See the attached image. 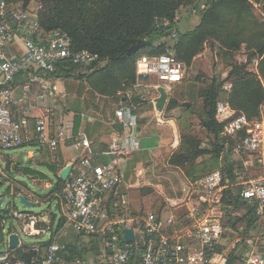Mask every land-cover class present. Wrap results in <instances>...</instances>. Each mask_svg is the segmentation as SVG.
I'll list each match as a JSON object with an SVG mask.
<instances>
[{"label": "trees", "instance_id": "obj_1", "mask_svg": "<svg viewBox=\"0 0 264 264\" xmlns=\"http://www.w3.org/2000/svg\"><path fill=\"white\" fill-rule=\"evenodd\" d=\"M4 1L8 6L21 4L24 8H29L32 1L40 3L36 18L41 32L34 35L33 39L36 42L45 44L51 32L59 31L67 36L71 51L86 50L98 55L99 59L90 64L78 65L70 60H64L56 64L55 71L44 73L69 79L71 81V85H68L69 90L83 98V112L98 119L114 122L112 126L117 131L122 128L114 119L117 107L132 103L139 113L147 103V100L145 101L134 89L135 61L140 55L170 54L175 61L189 67L193 58L203 51L207 43L212 46L219 45V56L233 55L240 50L241 44L245 41L242 40L243 36L251 38L249 41L252 46L249 47L256 51L249 56H262L257 66V75L247 71L246 64L235 62L228 65L225 77L214 76L203 87H197L196 81H200V76L193 81H185L183 89L178 94L181 99L176 96L177 94L169 96L165 108L167 112L177 109L181 114L182 111L193 108L192 104L200 101L199 106L193 110L197 113L201 127L212 135L213 148H202L198 137L182 134L178 147L170 155L168 163L172 167L182 169L192 182L215 170L222 173L225 185L220 206L224 214L223 226L225 230H233L242 237L226 252L225 264L242 263L245 258L240 251L244 250L243 239L258 234L264 221V212L262 214L258 212V203L255 200L249 201L240 196L243 185L237 183L238 177L244 181L252 178L246 177L248 169L240 170L243 168L242 160L232 155L235 140L224 136L226 118L216 115V104L218 101H226L236 112L244 113L252 119L259 115V108L264 101V25L258 23L252 15L251 0ZM182 9L195 12L199 16V21L191 29L184 31L178 29L180 21L175 19L178 11ZM164 20L169 23L164 25ZM167 38L173 40V43L168 44ZM140 39L149 43L136 53L127 55L128 48ZM226 81L231 84L228 92L222 89ZM129 91L130 98L126 96ZM184 100L190 102L189 108L183 104ZM80 113L81 111H78L74 116L73 132L82 129L91 141L92 135L89 131L94 129V124L87 122L84 128H81ZM95 125L99 126V123L95 122ZM146 143L147 141L141 142L143 150ZM105 149L104 145H100L98 150L91 152L94 162L109 161V158L103 155ZM252 165L259 164L253 162ZM49 169L57 180L52 191L55 189L57 191L61 187L63 189L66 181L57 176V169L54 166L49 165ZM28 171L30 172L27 169L25 173H29ZM202 171L206 173L201 174ZM38 175L46 178L42 173ZM143 191L150 190L145 188ZM51 218L53 219L54 215H51ZM64 221L65 218L62 217L56 228H60ZM242 226L244 229L240 232ZM50 241L42 244L47 245ZM86 244L84 248L77 247L74 243L68 244L70 248L66 260L71 261L76 256L85 258L90 250L99 252L100 248L94 242L89 241ZM28 248L23 245L11 249L10 252L17 258H30L33 252ZM223 249L224 246L218 244L215 251L221 253ZM262 250L264 248L259 247L257 251Z\"/></svg>", "mask_w": 264, "mask_h": 264}, {"label": "built area", "instance_id": "obj_2", "mask_svg": "<svg viewBox=\"0 0 264 264\" xmlns=\"http://www.w3.org/2000/svg\"><path fill=\"white\" fill-rule=\"evenodd\" d=\"M168 23L163 21L164 25ZM40 32L36 13L30 8L21 4L8 6L0 0V151L19 148L34 139L51 153L57 151L60 142L67 140L74 152H87L78 155L72 164L60 198L67 224L104 251L98 264H221L215 251L224 233V214L220 206L225 185L219 170L180 189L183 194L175 197L172 204L185 202L190 207L188 215L184 213L186 225L174 235L162 232L165 223L175 226L173 217L164 221L157 213L149 212L139 218H115L108 210L110 195L122 180L119 162L141 149L138 132L140 114L132 103L120 105L114 111V119L122 128L107 143L103 155L111 159L106 163L94 162L89 138L82 129L73 132L71 118L62 119L54 127L46 117L32 122L27 107L23 108V116H14L12 107L16 102L13 85L19 75L31 69L53 72L56 64L64 60L87 65L99 59L98 55L86 50L71 51L67 36L59 31L51 32L45 44L36 42L33 37ZM16 34L22 37L24 47V53L17 56L7 51ZM135 65L134 89L140 85L141 79H155L158 82L156 88L178 82L183 75L181 63L170 54L142 55ZM230 88L229 82L223 83L224 91L228 92ZM22 89L27 95L30 84H24ZM126 96L130 98L131 92ZM216 115L226 118L224 136L235 140L232 155L264 166V101L259 115L252 119L236 112L226 101L217 102ZM237 183L243 185L240 196L249 201L255 200L259 212L263 213L264 177L248 181L238 177ZM120 205L122 208L125 206L124 199H121ZM6 215L20 220L26 234H38L37 230L29 228L32 222L37 221L34 215L17 210H11ZM127 228L133 233L129 242L124 237ZM3 247L0 248V264H87L79 257L66 261V246L58 243L32 246L30 258H17L7 245L5 249ZM241 264H264V253L250 251Z\"/></svg>", "mask_w": 264, "mask_h": 264}, {"label": "rangeland", "instance_id": "obj_3", "mask_svg": "<svg viewBox=\"0 0 264 264\" xmlns=\"http://www.w3.org/2000/svg\"><path fill=\"white\" fill-rule=\"evenodd\" d=\"M252 8L251 12L258 23L264 25V0H251ZM40 7V3L38 1H32L29 4V8L32 12L36 13ZM175 19L179 20L178 29L180 31L191 29L198 21L199 16L192 11H186V9H182L178 11ZM232 22V21H231ZM251 38L249 36H243L242 40H245L240 47V50L235 52L233 55H224L219 56L218 54V46H212L207 43L204 46V49L201 53L193 58V61L189 67H186L185 64L182 65V77L180 81L175 83H170L164 85L169 96H176L180 98L179 92L183 89V83L185 81H193L197 76H200V81H196L197 87H203L210 80V78L214 76L225 77L228 72V65L233 63L246 64V69L252 74L257 75L258 73V63L262 59V56L251 55L252 52L256 51L249 46H252V43L249 41ZM168 44H172L173 40L170 38L166 39ZM146 55V54H142ZM140 55V56H142ZM139 56V57H140ZM138 57V58H139ZM136 59V61L138 60ZM135 61V64H136ZM136 67V65H135ZM157 81L155 79H141L140 85L137 86L136 90L142 95V98L145 99L146 102L150 101V98L156 93H154V87L157 85ZM168 98L165 103V106L162 111H152V113L147 114L143 117L140 115L141 121H138L140 134H146L149 138L146 143V148L143 151L142 148L139 150L141 155H147L149 160L148 164L141 167L140 170H137L134 175V183L135 186L132 189H129L130 192V200L131 204L134 206L133 215L139 216L144 214L145 212H158L159 209H164L165 199L174 198L178 195H181L182 191L180 189L183 187L179 186L178 180L173 177L176 174L177 169H172L167 164V158L172 151H175V146L179 142V138L182 134H188L192 136L198 137L201 142V147L206 149L213 148V137L211 134L206 132L201 125L199 124V120L197 118V113L193 110L197 108L200 104V101L192 104L194 107L190 110L182 111L181 114L177 109H174L170 112L165 111L166 105L168 103ZM183 104L187 102L190 107V102L187 100L182 101ZM142 107V106H141ZM143 108V107H142ZM142 108L140 110H142ZM141 111H139L140 113ZM180 116H179V115ZM179 116V117H178ZM159 136L158 147L153 150L152 155L149 156L150 151L149 148L153 145L155 133ZM175 144V146H174ZM30 147L21 146L19 148L8 150V151H0V180H3L4 170L3 164L4 162L10 161L14 165L17 163L18 167L21 169H36L44 172L49 179H40L34 178L35 180H31L28 177L24 176L21 173H17L13 171L10 175L5 173V176H8L11 179L10 183H3L0 185V193L8 198L7 204L9 210L5 213L9 215L11 210H17L26 212L27 214H32L36 217L37 221L40 225L44 224L48 219H50L51 215L57 217L63 214L61 208L55 209L56 203L60 204V194L62 187L56 191L53 190V185L56 184V177L50 173L45 167H38L33 161H31L26 155L29 151ZM138 152V151H137ZM146 156V157H147ZM208 158V156H206ZM234 158L238 159V157ZM220 161V165H221ZM10 169V167H9ZM248 173L246 177L252 179H258L264 177V169L254 170L252 167H248ZM203 172V171H202ZM201 174H205L203 172ZM3 174V175H2ZM171 179L172 183L169 184L168 180ZM184 183V182H183ZM182 183V184H183ZM122 188V187H121ZM144 188H149L150 191H143ZM125 189V188H124ZM23 194L26 198L31 201L39 202L38 206L34 207H24L18 202L17 195ZM183 194V193H182ZM63 206V203H62ZM184 212L185 208L182 209ZM63 216V215H62ZM140 217V216H139ZM138 217V218H139ZM7 223L13 224L12 226L16 229V232L20 236L22 242L26 244H38L48 240L49 232L41 231L42 236H34L30 234H26L23 231V224L20 220H17L11 216L7 217ZM264 223V222H263ZM128 225V224H127ZM66 229L69 233H73V229L67 225ZM260 232L258 233V237L261 239L260 241L264 242V224L262 225ZM224 234L228 232L224 229ZM77 233L74 232L71 238H75ZM6 233L0 234V243H4L3 249L6 247ZM232 236H236L233 234ZM229 244L234 242L232 237H227ZM232 242V243H231ZM87 245V244H86ZM264 253V250L262 252ZM91 256L89 253L87 256Z\"/></svg>", "mask_w": 264, "mask_h": 264}, {"label": "crops", "instance_id": "obj_4", "mask_svg": "<svg viewBox=\"0 0 264 264\" xmlns=\"http://www.w3.org/2000/svg\"><path fill=\"white\" fill-rule=\"evenodd\" d=\"M22 40H23L22 37L16 34L15 38L12 39V41L8 45L7 51L10 54H13L16 56L23 54L24 47H23ZM24 84H30V87H31L30 93H28L27 95L24 94V91L22 89ZM68 85H71V81L69 79H65L63 77L50 76L42 72L41 70L31 69L30 71L19 75L15 79V82L13 85V88H14L13 97L16 102L14 106L12 107L14 116L16 118H20L21 116H23V110H24L23 108L27 107L26 110H28V116L32 122H34V120L37 118L46 117L48 118L50 123H52L55 127L62 119H65V118H71L74 123V116L76 112L81 111L80 113L81 128H84L87 122L94 124L93 126L94 129L92 131H89V133H91L92 135V140L90 141L92 143V146H90V151L92 152L93 150H98L100 148V145L101 146L104 145L105 147H107V143L119 132L113 128L112 125L114 124V122H111V121L109 122V121H105L102 119H98V117H94L92 115H89L86 112H83V108H84L83 98L78 97L75 92H71L69 90ZM153 89L156 95L150 98V101L147 102L143 106L142 110H139L141 111L139 114L141 115V117H143V119L145 115L149 113L151 114L153 110L156 111L154 100L159 96V93L157 92V87L156 88L154 87ZM166 93H167V98H168L167 90H166ZM95 122L99 123V126H96ZM138 132H139V137H140L141 142L142 141L146 142L147 140H149L146 134L144 135L140 134L139 124H138ZM158 138L159 136L155 133L153 145L149 148V150H151L149 153L150 154L149 156H151L152 155L151 153L153 152V150H155L159 146ZM69 144H70L69 140L65 142H60L58 145L57 151L55 153H51L47 147L39 146L35 142L34 139H32L29 142H26L23 146L30 147L26 156L31 161H33L38 167L40 166L45 167L53 175L54 173L49 169V165L54 166L57 169V176L59 177L60 171L65 166H67L68 164H73L76 158L78 157V155L87 153L86 151L84 153L83 152L76 153L70 149ZM178 144H176V146L174 144L175 148L178 147ZM140 151H143V149ZM173 152L174 151H172L167 158L166 162L168 165H169L168 159ZM140 153L142 152L136 151L135 154L133 153L130 157H127L121 162H119L122 180H121V183L117 186L115 192L111 193L109 202H108V210L110 211L111 215L115 218L128 219V218H138L139 216L141 217V215L139 216H137V214L133 215L132 211H134V206L131 204L130 192L128 191L129 189H132L135 186L134 175L136 171L140 170V168L143 167L145 164L146 165L148 164L147 163L149 160L148 156L146 155L147 156L146 157L144 154L141 155ZM108 158L109 160L111 159L110 157ZM240 160H242L241 166L243 167L240 170L242 169L247 170L248 167H252L254 170L262 169V167L264 169V166L262 165L260 166L252 165L253 161L251 160H248L245 158H240ZM6 163H8V169L5 168ZM9 167H10L11 173L13 171L17 173H21L33 181L35 180L34 178H37V179L40 178L41 180L43 179L38 175V173H42L44 176H46L45 179L50 180V178L44 172L40 170L27 168L28 170H30V172L28 171L29 173H25L27 172V169L23 170L19 168L17 163H15L14 165L10 161L4 162L3 169L7 171L9 170ZM170 167L172 169H177L176 174L173 175V177H175L178 180L180 187L181 185L184 186L185 184L192 182L190 178L186 176V173L182 169L178 167L177 168L172 167V166ZM168 183L169 184L172 183L170 178L168 180ZM178 196H181V195H178ZM175 197L165 199L166 207L164 209L160 208L158 212H155L158 215H160V217L164 221H166L170 217H173V219H175L176 224L174 227L170 226V224L165 223L163 231H162L165 235H172V234L174 235L175 231L182 230L183 227L187 223L186 216L188 215V212H189L188 208L190 207V205L185 202H181L179 204L173 205L172 203ZM121 199L125 200V206L123 208L120 205ZM60 201H61L60 204L58 202L56 203L57 209L61 208V210L63 211L61 198H60ZM184 208L186 210L185 212L182 210ZM149 212L150 211L145 212L144 214H142V216H144L145 214ZM184 213L186 216L184 215ZM62 215L63 214H61V216L57 218L56 216H54L53 219L50 217V219H48L42 225H40L38 221L32 222L29 225L30 226L29 228L32 230L38 231V234L34 236H42L41 231L43 230L48 231L49 232L48 240L44 242L51 240L50 243L53 242V243H58L60 245H65L67 252L66 254H64V257L66 260L67 254L69 252L68 249L70 248L68 244L74 243L77 245V247L84 248V246H86V243H88L89 241L87 240L86 237H83L79 235L78 233L77 235L74 234L76 235L75 238H71L72 235L69 236V234H73L75 231L73 230L74 231L73 233L68 232V230L66 229V227H68L66 218L64 217V215L63 216ZM62 217L65 218V221L63 225H61V227L57 229L56 226ZM263 222L264 221H262V224L259 228L258 233L260 232L261 228H263L262 226L264 224ZM126 224L129 225V222H127ZM12 225L13 224H10L9 233L16 232V229ZM243 229H244V226L241 227L240 232ZM226 231L228 233L222 236V239L220 242V244L224 246V249L221 253H217L220 256L221 264H225L226 252H228L229 249H231L235 245L236 241L242 239V237L238 235L236 232H233V230L230 231L229 229ZM233 234H236V236L235 237L232 236ZM257 235L258 234H252V235H249L248 237H244L243 245H242L244 250L240 249L244 257H246L250 253V251L258 252L257 250L259 247L264 248V242L260 241L261 239ZM227 237L229 238L232 237L234 239V242L233 243L231 242L232 244H229ZM42 243L43 242L38 243V244L29 245V244L22 242V240L20 239L19 246L16 248L26 245V247H29L28 250H31L32 246H37V245L41 246L43 245ZM89 253L91 254V256L90 255L87 256ZM89 253L86 254L85 258H81L79 256H76L75 258L79 257L87 264H98V262L101 260L100 257L102 256V254H104V251L102 250V248H100L98 253H95L92 250H90ZM238 264H241V263H238Z\"/></svg>", "mask_w": 264, "mask_h": 264}, {"label": "water", "instance_id": "obj_5", "mask_svg": "<svg viewBox=\"0 0 264 264\" xmlns=\"http://www.w3.org/2000/svg\"><path fill=\"white\" fill-rule=\"evenodd\" d=\"M196 8H198V5L196 4ZM13 26L16 25L15 22L12 23ZM149 42L147 40H138L134 45L128 48L127 55H132L139 51L144 45L148 44ZM157 92L159 93V96L154 100L155 108L158 111H162L166 100H167V93L163 86L157 87ZM186 106L189 104L187 102L184 103ZM5 168L8 169V163L5 164ZM72 169V164H68L65 166L59 173V177L62 181H66L70 171ZM2 184V181L0 180V185ZM18 202L23 205L24 207H34L38 206L39 202L31 201L28 198H26L23 194L17 195ZM8 198L4 196L2 193H0V234L6 233V245L9 249H14L19 246L20 243V237L18 233L16 232H10V224L7 223V215H6V209L8 208L7 204ZM55 209H57V205L55 206ZM124 237L127 242H129L132 237L133 233L130 228L125 229L124 231ZM4 245L3 242L0 244V248Z\"/></svg>", "mask_w": 264, "mask_h": 264}, {"label": "flooded vegetation", "instance_id": "obj_6", "mask_svg": "<svg viewBox=\"0 0 264 264\" xmlns=\"http://www.w3.org/2000/svg\"><path fill=\"white\" fill-rule=\"evenodd\" d=\"M4 170V169H3ZM4 172L6 173V174H9V173H11V170L9 169V170H7V171H5L4 170ZM5 173H4V175H3V180H1L2 181V184L3 183H10L11 181V179H12V177L10 178V179H8L9 177L8 176H5Z\"/></svg>", "mask_w": 264, "mask_h": 264}]
</instances>
